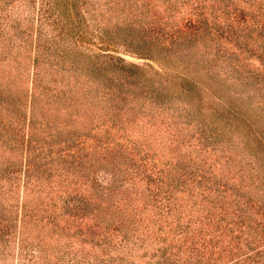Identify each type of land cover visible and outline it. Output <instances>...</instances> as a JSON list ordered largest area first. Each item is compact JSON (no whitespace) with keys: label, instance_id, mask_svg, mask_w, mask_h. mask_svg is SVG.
I'll return each instance as SVG.
<instances>
[{"label":"rangeland","instance_id":"rangeland-1","mask_svg":"<svg viewBox=\"0 0 264 264\" xmlns=\"http://www.w3.org/2000/svg\"><path fill=\"white\" fill-rule=\"evenodd\" d=\"M90 2L80 6V30L63 40L54 36L56 32L47 33L46 55L55 52L57 57L50 62L45 59L48 63H42L41 57L42 65L35 60L31 40L35 29L24 42L17 35L19 30L0 19V84L5 92L10 89L13 98H23L24 115L23 122L14 118L2 130L7 137L22 125L19 150L0 147V211L19 218L27 199L37 207L31 219L37 226L31 227L27 240H22L23 224L18 221L10 234L2 235L6 230H0V264H164L171 260L181 264L187 262L192 234H197L194 240L221 239L223 248L235 251L236 244L243 246L244 251L224 255L217 264H245L249 257L261 256L259 264H264V0H187L172 9L163 0ZM24 4L35 9L23 0H12L6 8L26 13ZM136 12L147 16H136ZM192 13L208 25L209 32L233 25L247 45L240 47L223 38L227 50L218 51L208 40L213 33L202 32L200 36L207 38L178 48L171 45L166 53L165 48L160 52L157 46L145 44L141 35H125L117 29L126 23L138 28L142 24L141 29L154 37L159 28L180 29L186 33L184 40L192 36L186 27ZM106 31L113 38L103 42L97 37ZM204 38L209 43L202 42ZM97 55L105 63L99 64L104 82L139 79L134 85L138 87L147 80L165 99L149 100L152 103H144L141 116L127 113L117 126L111 124L105 104L102 109L90 102L95 93L90 89L98 78L83 72ZM188 100L194 107L190 113ZM42 115L54 123L53 131L62 140L46 149L50 162L30 174L29 118ZM180 162L205 174L209 182L232 184L245 197L237 200L232 189L214 191L212 196L225 194L233 201L231 210L242 206L250 219L242 224L228 219L218 222L221 217L216 214L215 221L203 224L209 221L203 205H191L203 200L198 195L199 176L190 180L196 195L178 192L181 203L190 202L182 216L181 212H160L153 204L144 208L145 199L152 200L161 184L160 177L151 178L163 170L174 172ZM86 200L95 209L86 216L75 212ZM134 208L137 219L142 215L143 221L127 241L123 231L135 224L128 221ZM197 218H203V223ZM187 220L196 227L189 236L177 230L179 222Z\"/></svg>","mask_w":264,"mask_h":264},{"label":"trees","instance_id":"trees-1","mask_svg":"<svg viewBox=\"0 0 264 264\" xmlns=\"http://www.w3.org/2000/svg\"><path fill=\"white\" fill-rule=\"evenodd\" d=\"M11 1L0 0V19L3 20L2 22H6L10 29L12 28L19 30L17 35L21 39H23L24 42H28V37L32 34V31H34L35 29L36 34L31 38V40L32 45L36 46L35 50L37 51V55L35 60L38 62L40 61V65H42L41 57H44L42 63H48V61L50 62L55 57H57L55 52L46 55L45 50L48 46L50 47V45H48L49 35L47 33L49 31L56 32L54 33V36H60L61 40H63L64 38L68 37L67 34H70L71 32L73 33L75 30H80L82 23L80 6H82V3H85V5L91 3L90 0H23L26 3H33V8H35L33 10L32 5L28 6L27 4H24L25 6H27L28 10V12L24 13L23 10L17 12L8 11L6 8V4L10 3ZM186 1L187 0H163V2H166L170 5L171 9L174 6H177L180 2L185 4ZM36 4H38V6H36ZM135 14L136 16H138L142 13L136 12ZM142 15L147 16V13H144ZM35 20L37 23L35 22ZM137 21L138 18H136V22ZM48 25L51 26L50 29ZM117 27L118 31H123L122 34H131L135 37L137 35H141L145 40V44H149V46H157V49L160 52H164L165 48V50L167 51L166 53L170 52L171 45H177L176 48H178L179 46L187 45L188 43L195 44L196 41H199L198 38L205 37L200 36L202 32L203 35L213 33L211 37L208 36V40L216 44L218 51L221 50L223 52V50H227V46L222 40L223 38H226L229 41L236 43L240 47L247 45L244 41L239 40L241 35L234 30L233 25L228 24L220 27H213L215 28V30H211L209 32L208 25L204 21H201L196 13L191 14V16L189 17V22L188 24H186V27L189 29V31H192V36L191 38L186 37L184 40H182V38L186 33L183 34L180 29H176L173 32H165L164 29L159 28V34L154 37L153 35H149L146 30L141 29L142 27H144L142 24H140L139 28L132 23H126L125 26L118 25ZM105 30L106 29H104V31ZM109 32L111 31H106L101 34H98L97 38L99 40H102L103 42H106L108 41L107 38H113L107 37V33ZM205 38L204 40L202 39V42L209 43ZM54 40L59 43V46L60 44H62V42H59L57 39ZM52 46L53 44L51 45V47ZM97 58L98 59L96 60L88 61V66H86L85 69L83 68V72L86 76H89L92 79L98 78L99 82L96 83L94 87H91L90 89V91L93 90L95 92L93 94V97L90 98V102L91 104L93 103L94 106L101 105L102 109H104L103 106L105 104V106L107 107L106 112L109 115L108 119L110 120L111 124L113 123L117 126V124L122 122L123 116L127 113H132L134 116H141L142 112L140 111V109H143L145 102L152 103L149 100H156L163 97L160 94L161 92L153 84H150L147 80L138 87H134V85L139 84V79L130 80V78H127L125 80V78H122L116 83L114 82L116 81V78H112L113 80H110L109 82H106V80L104 82V80L100 79L103 74V68H101L99 64L103 65L105 63L101 62L99 56ZM45 59H48V61ZM65 60L66 59H62V61H64L62 62L63 66H65L66 64ZM106 75L108 79L109 76L108 74ZM128 97L132 98L130 99ZM96 99L101 101L102 103H98ZM163 99H165V97H163ZM22 104L23 98H21L20 95L13 98L10 89H6L5 92V90L2 89L0 84V137H4L3 141L0 142V147L6 146V149H10L12 152L19 150L18 143L20 138L22 137V134H20L22 131V125L19 126L18 129H15L12 135H9L7 137L5 136V132H3L2 130H5L8 124L13 122L14 118L19 124L20 122L24 121L23 110L21 109ZM189 104L191 107L188 112L190 113L191 110L194 109V107L192 102H190ZM31 126L32 128L27 138V146L32 152L30 158V174L31 172L36 170L38 165L44 166V164L46 165L47 162H50L46 158L47 156H49L48 152H46V149L51 147V144H55L58 140H62V138H60V134H56L53 131L55 128L54 123H51L49 118H46L45 115H42L40 118L36 116L34 118H31L30 116L29 127ZM69 140L71 139L69 138ZM191 167L192 166L186 167L183 162H180V165L178 163L176 164V170L174 172L173 170H168V172L165 173L166 171L163 170L157 176L151 178L153 181H156L160 177L159 180L161 181V184H159V189L152 196L153 202H150L152 201L150 200V198L145 199L147 200V202L144 208H146L148 204H153L154 206L160 209V212H164L166 210L167 212L172 211L174 213L181 212L178 214L182 216V213H185L184 210H186L190 202L188 200L187 202H185V204L181 203L179 201L178 192L187 191L193 196L196 195L197 189L195 188V186H190V183H192L190 180H195L199 176L198 179H196L197 183L200 185L198 188V195L201 196L203 200H201V203L193 201L191 205L201 206L202 204L203 211L208 213V215H206L205 217L209 219V221H204L203 223V218H201L200 220L199 218H197V221L203 224H211L213 220L215 221L216 214L220 215L221 217L219 220H217L218 222L221 220L223 221L228 219L230 222H234L235 224H242V222H244L245 220L250 219L251 215L247 214L249 213L248 210H244L242 206H239L238 204V207L235 209V211H232L231 209L233 201L227 200V197L224 198L225 194L220 193V195L218 194V196L216 197L212 196L214 191L227 193L230 189H232V194H235L237 200H240L241 198L245 197L244 194L235 192L232 188V184L231 186L230 184L228 185L227 181L222 182L221 180H214V182H209L205 174L201 175L198 171L189 170ZM193 172L195 173L192 175H186L191 174ZM86 202L87 204L82 201V204L80 206H76L77 210L75 212H82L84 216H86V213H89V211L91 213V211H93L95 208L93 207V205H91L88 200H86ZM206 204L208 205L206 206ZM36 208L37 207L32 205L31 200L27 199L22 204V208L19 213V218H17V216L14 217L12 213L5 215L3 212L0 211V221L3 223V227L0 228V230H6L2 233V235L10 234V232H12L14 229V222L18 221L19 225L23 224L22 228L24 229V232L22 240H27L31 233V227L37 226L31 223V219L34 216ZM259 208L261 209V206ZM136 209L137 208L132 209V211L128 214V221L130 223L135 224L131 228H126V231H123L124 240L130 241L131 236L136 233L135 231H138L140 229L138 223L143 221V217L142 215H140L139 219H137L138 210ZM134 210L136 211L133 212ZM197 210L201 211V208ZM191 212L186 213V216H189ZM232 213L237 215V220L233 219L234 217L232 216ZM95 214L98 218H100L99 214ZM195 228L196 227H194L193 222L191 224V221L187 220L186 223L179 222L177 230L179 231V233L186 234L189 236L192 232H194ZM114 229L119 230L117 228ZM38 237L39 239H41L40 235ZM189 237L190 239H192V245L188 249L189 255L187 256V262L181 264H217L219 260L224 257V255L230 256L236 253V251L238 250L244 251V248H242L243 246L240 244H236L239 245L238 250L236 251L230 246L223 248V240L221 239L214 240L213 238H209L207 240V238H204L202 241L194 240L197 237V234H192ZM216 253L218 254L217 256H215ZM261 257H259L258 259L249 257V259H246L243 262L245 264H259L262 261ZM131 264L134 263L132 262ZM158 264L162 263L158 262ZM164 264L178 263L174 262V260H171L170 263L164 262Z\"/></svg>","mask_w":264,"mask_h":264}]
</instances>
